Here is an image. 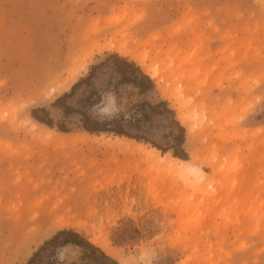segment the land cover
I'll return each mask as SVG.
<instances>
[{
	"label": "rangeland",
	"instance_id": "rangeland-1",
	"mask_svg": "<svg viewBox=\"0 0 264 264\" xmlns=\"http://www.w3.org/2000/svg\"><path fill=\"white\" fill-rule=\"evenodd\" d=\"M114 22L129 26L131 39L163 44L161 60L152 47L138 52H149V66L159 61L165 82L148 76L154 89L141 94L117 85L112 66L92 75L119 56L95 52L70 90L46 98ZM66 106L76 112L65 116ZM38 109L52 128L33 119ZM82 113L124 117L144 139L130 140L168 150L163 156L184 152L215 195L196 193L191 175L152 165L149 150L87 133ZM174 120L185 130L180 148ZM161 125L166 138L154 139ZM64 230L100 250L93 242L106 240L102 251L119 264H264V2L0 0V264H27ZM81 252L67 246L56 257L71 264Z\"/></svg>",
	"mask_w": 264,
	"mask_h": 264
},
{
	"label": "trees",
	"instance_id": "trees-1",
	"mask_svg": "<svg viewBox=\"0 0 264 264\" xmlns=\"http://www.w3.org/2000/svg\"><path fill=\"white\" fill-rule=\"evenodd\" d=\"M106 66H112L114 72H116L120 79L117 82V85H129L133 86L134 88L138 89L141 94H145L154 89V84L150 80L148 76L142 73V71L132 62H129L126 59H123L117 55H111L106 59V61L102 62L98 66H94L92 68V75L96 72L99 68H104ZM129 73V74H128ZM88 82V80H81L77 83L73 88L70 94H65L59 100H57V104L63 103L69 99L72 94L84 83ZM143 106V105H142ZM167 107L165 102H162L158 106H151V111L157 110L159 107ZM167 111L174 115V112L168 110ZM45 113L48 115L47 110L45 109H38L33 112L32 117L37 122L44 124L48 127H53L52 120L47 118H42L38 116L37 113ZM63 112L65 116H69L76 111L71 107L63 108ZM83 116V129L89 134H114L119 137H126L129 139L142 141L143 138L139 136H133L130 134L128 130L125 129V122H132L126 120L124 117L116 116L111 119H103L101 120L99 117H93L89 114L82 113ZM134 122V121H133ZM174 124L178 127L179 131L181 132L180 136L176 137L175 140L178 143L179 148L184 144V133L185 130L179 126V124L174 120ZM61 132H66L65 128H59ZM159 151L164 153L168 152V150H164L158 146H155ZM174 157L179 158L181 160L188 161V156L184 152L175 151ZM67 246H77L82 249L80 258L77 262L71 264H119L116 260L109 257L106 253L102 250L92 246L86 240H84L79 234L71 230H64L58 232L50 241L46 242L30 259L27 264H45L42 260V254L46 251H50L49 259L46 264H63L59 263L57 259V250L60 248H64Z\"/></svg>",
	"mask_w": 264,
	"mask_h": 264
},
{
	"label": "bare ground",
	"instance_id": "bare-ground-1",
	"mask_svg": "<svg viewBox=\"0 0 264 264\" xmlns=\"http://www.w3.org/2000/svg\"><path fill=\"white\" fill-rule=\"evenodd\" d=\"M264 2V0H260ZM120 24L119 22H114L112 25L104 32H99L97 34V38H99V41L93 45L92 51L89 52V56L86 58L84 57L83 59L79 58L78 63L74 64L63 76L58 80L50 89H48L45 93L46 98H51L54 94H58L61 92H66L71 89V87L77 82V80L81 77L82 73H84L87 70V65L88 63L87 60L92 58V55L95 52L98 53H103V52H112L116 53L121 57H126L130 58L131 60L135 61L139 66H141L147 76H149L152 79H157L158 83L165 82V79L160 75L159 71L156 68V64L159 61H156L152 64L147 65L146 62L149 59L148 54L145 55L143 53L142 55L138 52L140 48H146V47H152V50H155L156 55L158 56V60L161 58H164L165 56L163 55V44L159 45L155 44L157 41L156 39H149L147 41H139L135 39H131L130 35L128 33L129 31V26H122L119 27ZM96 34V33H95ZM141 33L136 32L135 37H140ZM154 53V54H155ZM153 54V53H152ZM85 56V55H84ZM87 56V54H86ZM167 56V54H166ZM156 56H154V61ZM161 60V59H160ZM150 63V62H149ZM183 94V92L179 91L178 96L180 97ZM207 113V112H206ZM205 113V114H206ZM188 112H187V117H188ZM193 115V114H192ZM186 116L183 114H180V119L182 121V124L188 128V131L191 133L193 129L195 128L194 126H190ZM34 124V123H33ZM189 125V127H188ZM36 128V124L33 125ZM37 136V135H36ZM89 136V135H87ZM90 137V136H89ZM117 141L120 143H125L128 145H132L134 147H137L138 149H143V150H149V161L152 165L157 166L159 168H164L167 167L169 170H171V173L177 174L179 177L183 179H189L190 175L193 178V182L190 185V187L196 192V193H202L204 196L205 194L209 195H215L213 192L209 191V188H213L212 185H210L209 181V175L205 172L202 171L200 166H197L193 164L191 161H185L181 160L178 158H174L170 155H162L159 150L156 148H149L144 145H141L133 140L127 139V138H116ZM166 168V169H167ZM208 197V195H207ZM96 246L101 248L104 252H108V243L106 240H101L97 239L93 242Z\"/></svg>",
	"mask_w": 264,
	"mask_h": 264
},
{
	"label": "snow or ice",
	"instance_id": "snow-or-ice-1",
	"mask_svg": "<svg viewBox=\"0 0 264 264\" xmlns=\"http://www.w3.org/2000/svg\"><path fill=\"white\" fill-rule=\"evenodd\" d=\"M165 126H155L153 127L149 134L154 138V139H165L166 138V132L164 130Z\"/></svg>",
	"mask_w": 264,
	"mask_h": 264
}]
</instances>
